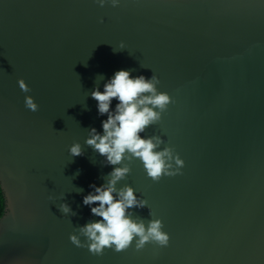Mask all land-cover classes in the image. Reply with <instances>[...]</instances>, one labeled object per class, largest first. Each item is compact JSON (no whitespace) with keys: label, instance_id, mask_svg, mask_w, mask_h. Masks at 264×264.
I'll use <instances>...</instances> for the list:
<instances>
[{"label":"water","instance_id":"obj_1","mask_svg":"<svg viewBox=\"0 0 264 264\" xmlns=\"http://www.w3.org/2000/svg\"><path fill=\"white\" fill-rule=\"evenodd\" d=\"M121 68L172 96L141 135L185 164L153 181L135 159L117 185L147 199L132 213L161 218L168 246L94 255L69 234L99 219L82 199L113 166L85 144L107 118L90 92ZM0 180V264H264V0H0Z\"/></svg>","mask_w":264,"mask_h":264},{"label":"clouds","instance_id":"obj_2","mask_svg":"<svg viewBox=\"0 0 264 264\" xmlns=\"http://www.w3.org/2000/svg\"><path fill=\"white\" fill-rule=\"evenodd\" d=\"M95 2L100 6L110 3L116 7L121 0ZM124 48L125 43L121 41L119 50ZM131 72V69L121 68L106 80L98 75L97 80H104L103 89L96 83L90 92L97 102V114H106L107 118L101 121L102 131H98L96 127L88 129L85 144L91 146L104 157L106 164L113 167L103 183L89 185L91 190L82 199L83 205L88 206L90 213L99 219H90L80 225L69 234V239L75 246L86 247L94 255H102L106 248L121 252L133 243L136 250L143 249L148 242L166 247L170 241V234L163 230L161 218H151L146 222L144 218L136 217L132 213L133 208L148 206L147 199L138 196L130 184L117 186L130 173L129 162L135 159L141 162L147 176L153 181H159L162 176L181 174L185 164L179 153L171 145L165 144L162 136L141 135L148 126L160 121L162 113L175 101L168 92L159 90L160 80L155 73L146 77L143 74L132 75ZM17 83L23 92L30 91L23 77H19ZM113 99L116 100L114 107ZM24 104L31 111L39 108L32 95H25ZM68 151L72 156L83 154L79 142H74ZM0 187L4 189L2 180ZM49 199L53 200V196L49 195ZM58 208L64 215H77L63 200ZM5 211L10 213L12 209L9 201L5 208L3 195L0 194V215ZM150 216H154L151 210ZM82 236L84 240L81 239Z\"/></svg>","mask_w":264,"mask_h":264},{"label":"snow or ice","instance_id":"obj_3","mask_svg":"<svg viewBox=\"0 0 264 264\" xmlns=\"http://www.w3.org/2000/svg\"><path fill=\"white\" fill-rule=\"evenodd\" d=\"M2 191H3V188H2V187H0V194H2Z\"/></svg>","mask_w":264,"mask_h":264},{"label":"trees","instance_id":"obj_4","mask_svg":"<svg viewBox=\"0 0 264 264\" xmlns=\"http://www.w3.org/2000/svg\"><path fill=\"white\" fill-rule=\"evenodd\" d=\"M2 195H3V193H2ZM3 202H4V206H5V200H4V196H3ZM2 215H0V217H1Z\"/></svg>","mask_w":264,"mask_h":264}]
</instances>
